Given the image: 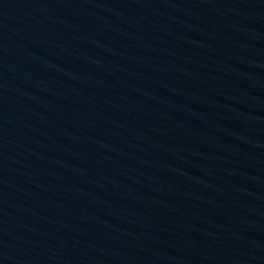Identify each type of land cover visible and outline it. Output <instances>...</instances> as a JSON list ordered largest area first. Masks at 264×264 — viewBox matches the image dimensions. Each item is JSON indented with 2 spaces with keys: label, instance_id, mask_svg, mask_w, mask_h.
I'll return each mask as SVG.
<instances>
[{
  "label": "water",
  "instance_id": "1",
  "mask_svg": "<svg viewBox=\"0 0 264 264\" xmlns=\"http://www.w3.org/2000/svg\"><path fill=\"white\" fill-rule=\"evenodd\" d=\"M0 264H264V0H0Z\"/></svg>",
  "mask_w": 264,
  "mask_h": 264
}]
</instances>
